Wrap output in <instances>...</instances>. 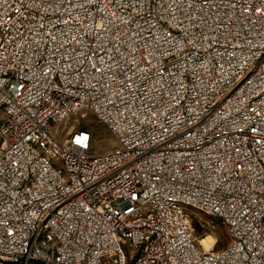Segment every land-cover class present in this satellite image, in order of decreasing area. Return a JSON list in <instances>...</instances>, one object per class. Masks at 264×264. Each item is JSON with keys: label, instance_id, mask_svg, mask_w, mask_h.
Instances as JSON below:
<instances>
[{"label": "built area", "instance_id": "2783aa9c", "mask_svg": "<svg viewBox=\"0 0 264 264\" xmlns=\"http://www.w3.org/2000/svg\"><path fill=\"white\" fill-rule=\"evenodd\" d=\"M0 264H264V0H0Z\"/></svg>", "mask_w": 264, "mask_h": 264}, {"label": "rangeland", "instance_id": "374dc122", "mask_svg": "<svg viewBox=\"0 0 264 264\" xmlns=\"http://www.w3.org/2000/svg\"><path fill=\"white\" fill-rule=\"evenodd\" d=\"M73 130L89 131L94 137V149L96 152H106L118 148L117 141L110 135L104 126L98 123L90 112H80L71 116V118L61 126L60 131H63L61 137H64L68 132ZM189 213L193 221V238L198 244L200 243L203 248L205 247L201 241L207 238L208 240L211 239V248L209 249L211 252H218L229 244L230 235L227 227L220 220L197 214L194 210H190Z\"/></svg>", "mask_w": 264, "mask_h": 264}, {"label": "bare ground", "instance_id": "6f19581e", "mask_svg": "<svg viewBox=\"0 0 264 264\" xmlns=\"http://www.w3.org/2000/svg\"><path fill=\"white\" fill-rule=\"evenodd\" d=\"M211 239L208 240V238L206 240L201 241V243L204 245L206 251L209 250L211 248Z\"/></svg>", "mask_w": 264, "mask_h": 264}]
</instances>
